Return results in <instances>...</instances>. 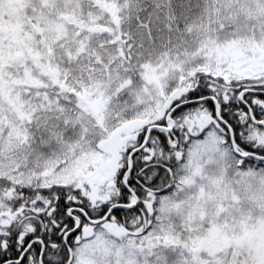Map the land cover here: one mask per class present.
<instances>
[{"label":"snow or ice","instance_id":"obj_1","mask_svg":"<svg viewBox=\"0 0 264 264\" xmlns=\"http://www.w3.org/2000/svg\"><path fill=\"white\" fill-rule=\"evenodd\" d=\"M0 264H264V0H0Z\"/></svg>","mask_w":264,"mask_h":264}]
</instances>
